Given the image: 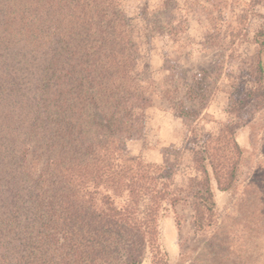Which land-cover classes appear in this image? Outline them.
<instances>
[{
    "label": "trees",
    "instance_id": "1",
    "mask_svg": "<svg viewBox=\"0 0 264 264\" xmlns=\"http://www.w3.org/2000/svg\"><path fill=\"white\" fill-rule=\"evenodd\" d=\"M118 3L0 0V264H143L149 250L168 264L158 240L165 204L179 202L172 172L117 152L92 174L75 147L127 133L134 107L144 123L153 104L132 74L138 50ZM249 96L264 103L263 57ZM203 130L185 143L200 173L188 198L198 232L214 223L213 181L233 189L243 156L233 126ZM255 257L242 264H264Z\"/></svg>",
    "mask_w": 264,
    "mask_h": 264
},
{
    "label": "rangeland",
    "instance_id": "2",
    "mask_svg": "<svg viewBox=\"0 0 264 264\" xmlns=\"http://www.w3.org/2000/svg\"><path fill=\"white\" fill-rule=\"evenodd\" d=\"M138 59L133 76L146 88L152 107H134L125 134L80 138L90 172L103 173L117 152L141 156L172 172L179 202L161 213L158 245L168 264L245 263L263 254L264 103L249 96L256 65L264 60V0H119ZM233 126L243 150L237 182L221 192L214 223L194 226L191 196L200 173L186 138L198 127ZM259 254V255H258ZM222 255V256H221ZM143 264H153L149 250Z\"/></svg>",
    "mask_w": 264,
    "mask_h": 264
}]
</instances>
